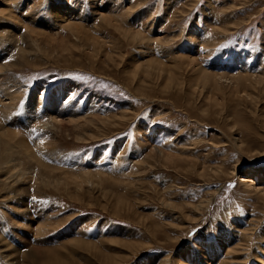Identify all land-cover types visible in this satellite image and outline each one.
Wrapping results in <instances>:
<instances>
[{
	"label": "rangeland",
	"instance_id": "1",
	"mask_svg": "<svg viewBox=\"0 0 264 264\" xmlns=\"http://www.w3.org/2000/svg\"><path fill=\"white\" fill-rule=\"evenodd\" d=\"M0 55V264H264V0H0Z\"/></svg>",
	"mask_w": 264,
	"mask_h": 264
},
{
	"label": "bare ground",
	"instance_id": "2",
	"mask_svg": "<svg viewBox=\"0 0 264 264\" xmlns=\"http://www.w3.org/2000/svg\"><path fill=\"white\" fill-rule=\"evenodd\" d=\"M6 10V9H5ZM3 11V10H2ZM7 15V14H6ZM106 19V18H105ZM107 21H108V19H106ZM72 26V25H71ZM76 26H78V25H76ZM80 27H81V25H80ZM117 27V26H116ZM3 28V27H2ZM73 28V27H72ZM6 29V28H5ZM9 29V28H8ZM33 30V29H32ZM11 31V30H10ZM75 34V33H74ZM11 35H14V34H11ZM13 37V36H12ZM13 39V38H12ZM16 39V38H15ZM35 39V38H34ZM94 39V38H93ZM51 40V39H50ZM15 41V40H14ZM9 42V41H8ZM11 42V41H10ZM15 43V42H14ZM13 45V44H12ZM17 46V45H16ZM40 46V45H39ZM17 48V47H16ZM20 49V48H19ZM18 49V50H19ZM65 49V48H64ZM17 50V49H16ZM23 50V49H22ZM25 50V49H24ZM22 54V53H21ZM1 56V55H0ZM25 56V55H24ZM190 59V58H189ZM191 60V59H190ZM150 62H153V61H150ZM155 62V61H154ZM152 64V63H151ZM154 64V63H153ZM4 66V65H3ZM11 67V66H10ZM151 67V66H150ZM136 72H137V70H136ZM9 73V72H8ZM203 73H205V72H203ZM203 73H201V75L203 74ZM207 74V73H206ZM209 74V73H208ZM207 74V75H208ZM203 77V76H202ZM204 77H206V76H204ZM203 77V78H204ZM12 78V76H9V77H1V79H0V82H2V81H6V80H8V81H10V79ZM258 78V77H257ZM260 79V78H259ZM19 83L17 84V85H13V86H6V87H3L1 84H0V107H2V111H10L11 109H12V107L13 108H15L16 106H17V104H18V102H19V98H21V95H22V93H23V88H22V86L20 85V81H18ZM73 87H74V85H73V83H71V82H63L60 86H58V87H56L55 89H53L48 95H47V97H46V99H45V101H42L41 99H39V100H35L34 99V101H33V104L35 105H39V104H41L42 103V106H43V108L47 111V113H46V116L48 115V118H49V120H51V121H53L52 123H54V124H56L57 126L56 127H61V129H63V127L62 126H64L65 124H69V123H71V125H72V123L73 122H77L78 124H80V122H78V121H76V119L74 120L73 118V120H70L71 118L70 117H72L71 116V114L70 115H68L67 113H69V112H67V113H56V112H52V110H54V111H59V110H61V112L63 111V110H66V111H71L72 109H77V108H79V104L77 103V102H72L71 101V99H72V96H71V91L73 90ZM2 97H4V98H2ZM92 103H93V99H89V101H87L86 102V106H88V108H90L91 107V105H92ZM65 104H67V105H65ZM36 108V107H35ZM68 109V110H67ZM44 114H45V112H44ZM68 115V116H67ZM68 117V119L69 120H66L65 118H63V117ZM65 119V121H63ZM91 120V119H90ZM92 123V122H91ZM77 124V125H78ZM70 125V126H71ZM77 125H75V126H77ZM66 126V125H65ZM68 126V125H67ZM66 126V127H67ZM83 127V126H82ZM58 128V129H59ZM68 128V127H67ZM71 128V127H70ZM8 129V128H7ZM12 129V128H11ZM60 129V130H61ZM66 129V128H65ZM15 130L14 129H12V130H7L5 133H3V135H6L7 133H8V136H5V138H6V140L7 139H9V140H11L12 141V144L11 145H14L15 147H17L20 151H22L23 153H24V155L25 156H27V158L30 160V161H32V162H35V163H37L38 165H42L43 167H44V164H42L41 162H39L38 161V159H36L35 158V156H34V154H33V152H32V150H31V148L27 145V143H26V141L25 140H23V139H18L19 137V135L17 136L18 138H16L15 136H13V137H10L9 135H16V133L14 132ZM1 132V131H0ZM70 132V131H69ZM1 133V134H2ZM0 134V135H1ZM2 136V135H1ZM3 140H5V139H3ZM7 142H9V141H7ZM9 143H11V142H9ZM47 143V142H46ZM5 145H7L6 143H4ZM48 145V144H47ZM47 145H46V147L45 146H43V147H45V148H43V149H41V150H44V151H48V149H49V151H50V154L49 155H56V157L57 158H62L63 157V155H61V154H59V152L58 151H56V149H54V148H52V147H50V148H48L47 147ZM4 146V145H3ZM9 146V145H8ZM12 148H14L13 146H12ZM9 149H11V148H9ZM18 149L16 150V151H18ZM156 149V148H155ZM6 150H7V147H6ZM9 151V150H8ZM48 151V152H49ZM13 152V151H12ZM154 152L156 153V154H158V155H161V154H163V152L161 153V150H159V149H156V150H154ZM18 153H19V151H18ZM11 155V154H10ZM19 155H20V153H19ZM3 156V155H2ZM9 156V155H8ZM22 156V155H21ZM156 156V155H155ZM173 156V155H172ZM4 157V156H3ZM2 157V158H3ZM5 157L6 158H8L6 155H5ZM24 157V156H23ZM51 157V156H50ZM157 157V156H156ZM169 157H171L170 155H169ZM6 158H5V161H6ZM178 158V157H177ZM4 159V158H3ZM176 160V159H175ZM11 161V160H10ZM66 163H67V161H66ZM4 164V163H3ZM6 164V163H5ZM42 167V168H43ZM45 168V167H44ZM52 171V170H51ZM54 171V170H53ZM56 171V170H55ZM45 172V171H44ZM50 173H52V172H50ZM55 173V172H54ZM84 173V172H83ZM15 174V173H14ZM18 174V173H17ZM67 174V173H66ZM7 175V174H6ZM13 175V174H12ZM83 175V174H82ZM84 176H85V174H84ZM77 177V176H76ZM75 177V178H76ZM87 177V176H86ZM8 178V177H7ZM74 178V179H75ZM83 178V177H82ZM82 178H80V179H82ZM16 179V178H15ZM54 179V178H53ZM6 180V179H5ZM11 180V179H10ZM46 181V180H45ZM44 180H43V182H45ZM74 181V180H73ZM76 181V180H75ZM74 181V182H75ZM83 181V180H82ZM88 181V180H87ZM64 182V181H63ZM47 183H48V181H47ZM47 183H45V184H47ZM78 183V182H77ZM76 184V183H75ZM14 185V184H13ZM66 185V184H65ZM88 185H89V183H88ZM77 186V185H76ZM6 189H10V190H12L11 191V193H14L13 194V196H12V198H16V189H14L13 188V186L12 185H7L6 186ZM17 193H21V191L18 189L17 190ZM15 196V197H14ZM11 198V199H12ZM73 246V245H72ZM3 251H5V250H1L0 249V255L3 257V258H6V253L5 252H3ZM36 251V250H35ZM31 256H34V255H32L31 254ZM48 257H50V259H54V255H53V253L52 252H49L48 253V255H47ZM8 258V257H7ZM36 258V257H35ZM34 258V259H35ZM37 259V258H36ZM49 259V258H48ZM38 261V260H37Z\"/></svg>",
	"mask_w": 264,
	"mask_h": 264
},
{
	"label": "snow or ice",
	"instance_id": "3",
	"mask_svg": "<svg viewBox=\"0 0 264 264\" xmlns=\"http://www.w3.org/2000/svg\"><path fill=\"white\" fill-rule=\"evenodd\" d=\"M33 199H35V197H33Z\"/></svg>",
	"mask_w": 264,
	"mask_h": 264
}]
</instances>
